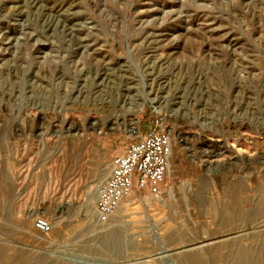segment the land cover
Segmentation results:
<instances>
[{"label":"rangeland","instance_id":"1","mask_svg":"<svg viewBox=\"0 0 264 264\" xmlns=\"http://www.w3.org/2000/svg\"><path fill=\"white\" fill-rule=\"evenodd\" d=\"M150 98L161 113L140 109ZM133 117L138 134L173 130L163 194L100 223L89 194L136 141ZM207 142L218 175L264 152V0H0V264H169L198 246L224 264L207 245L227 242L256 260L264 223L225 227L193 201H230L223 179L199 180ZM114 231L121 247L105 250Z\"/></svg>","mask_w":264,"mask_h":264},{"label":"bare ground","instance_id":"2","mask_svg":"<svg viewBox=\"0 0 264 264\" xmlns=\"http://www.w3.org/2000/svg\"><path fill=\"white\" fill-rule=\"evenodd\" d=\"M147 101L157 106L156 110L158 109L159 113H161L160 110L162 106L161 104L158 105V102L154 98L153 99L150 98L149 100L143 99L140 109H142V107ZM132 122L133 123L131 126H133V128L131 129V136L137 137L138 120L133 117ZM186 123H188L187 118L184 119V124ZM41 124L42 126L46 125L45 119H41ZM97 124H95L94 126H96ZM71 127H73V125ZM70 130L71 129L69 127L68 131ZM172 131L170 130L169 132L168 131L167 132L170 137V142L173 146L174 139H172ZM179 134L183 135L182 133ZM245 153L246 155H242L241 153H239L240 157L237 156V158H235L234 161L228 164H223L222 170L224 171L222 172L221 175H218L216 173L221 169L219 158H221L224 155V152H221V148L219 147V145L216 143L207 142L203 145L202 150L200 152V157L207 158V160L203 161L207 164L206 167H204V169L201 170V176L199 179L201 184L203 185L202 186L203 189L206 187L204 183L207 181L210 182V179L217 178V180L215 179L214 181L223 179L228 185H230L227 190L230 192V197H229L230 201L229 204L225 205V207L222 209L215 208V206L213 205V201L208 200L205 197L197 196L194 198L193 201L195 203L205 205L207 215L210 216L215 223H222L225 227L238 226V225L242 226L241 224H245V223H264V152L251 153V151L245 149ZM213 158L217 159V161L213 162L209 160ZM7 167L10 168L9 166ZM105 180L106 177H103V180L100 181L101 185L105 182ZM94 190L96 189H93V191H91L89 194V204L92 203L93 211L94 208L96 210V204H95L96 199L94 201L93 200L94 196L92 198V194L95 193ZM211 191L215 192L216 189H211ZM3 192L5 195L9 194L10 188L8 187V185L4 186ZM98 196H99V190L97 191V199ZM8 205L9 204L6 199L2 201V203H0V212L1 213L5 212L6 209L8 208ZM246 205L250 206V208L247 209L245 207ZM61 208L62 207H58L56 214H59L61 212ZM127 224L130 225V223ZM108 234L109 235L104 237L105 240H103L102 243L104 244L105 241L104 249L113 250L114 248L117 247L120 249L123 235L115 231L110 232ZM173 236L174 234H172L169 238L171 239ZM207 246H209L210 252L216 253L218 260L220 262H223L224 264H264V241H262L260 244L259 249L261 254L258 255L256 260H252L251 258H249L247 253L243 250V247L241 245L239 246V243L237 244L236 242H232V243L227 242L220 244L210 243ZM235 246L240 248L236 249L235 251H232L231 249H233ZM199 248H203V246L193 247L186 250L180 248V249H174V251H169L172 254L171 256L175 254H181L187 252L186 254H182L176 257L174 261H172L173 264H208L209 259L205 254L206 252H204L203 250H202L203 252L201 253L199 252L189 253V251H193L194 249H199ZM227 250L228 253H225V251ZM2 259L4 260L5 264H8L5 258ZM29 261H30L29 259H24L18 263L16 262L13 264H29ZM169 261L171 262V260ZM172 262L169 264H172Z\"/></svg>","mask_w":264,"mask_h":264},{"label":"built area","instance_id":"3","mask_svg":"<svg viewBox=\"0 0 264 264\" xmlns=\"http://www.w3.org/2000/svg\"><path fill=\"white\" fill-rule=\"evenodd\" d=\"M125 155L113 160L112 171L99 192L96 217L106 223L119 213L134 193L151 197L163 194L170 156L168 132L155 129L138 134ZM35 229L48 236L51 223L44 217L35 220Z\"/></svg>","mask_w":264,"mask_h":264}]
</instances>
